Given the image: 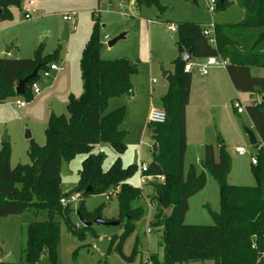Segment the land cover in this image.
Listing matches in <instances>:
<instances>
[{"label":"trees","instance_id":"trees-1","mask_svg":"<svg viewBox=\"0 0 264 264\" xmlns=\"http://www.w3.org/2000/svg\"><path fill=\"white\" fill-rule=\"evenodd\" d=\"M20 3L21 0H0V19H12L11 8ZM133 3L137 8L155 6L161 11L165 9L160 0H133ZM235 3L245 9V17L236 24L215 23L216 46L204 36L203 25L189 21L178 23L176 43L182 56L184 50L191 49L192 57L220 56L226 59V70L234 87L261 97L246 106L262 146L255 156L257 164H253L257 185L229 183L231 161L223 142H220L219 151L213 144L205 145L201 171L194 164L185 171L186 113L193 73L185 70L186 62L180 56L174 62V74L167 75L168 90L161 98L167 120L163 124L148 123L152 131V161L143 175L157 178V181L149 182L157 202L151 227L160 233L159 248L162 250V257L153 254L148 264L205 260H215V264H264V75L251 73L253 67L264 69V0H217V10H224ZM98 34L96 26L83 50V94L79 98L70 95L68 117L51 113L46 128L47 144L43 147L33 144L29 149L32 163L12 167L11 148L7 142L0 150V218L23 214L33 208L36 213L40 210L49 213V219L25 226L21 260H1L0 264H36L43 255L57 262L61 227L55 216H62L73 233L92 227L83 225L81 229L75 228L71 222L75 209L71 205L62 206V197L74 192L82 193L77 209L86 220L94 221L97 217L104 218L103 206L91 213L85 207V198L92 193H103L110 187L112 191L117 190L119 203L118 217L111 220L119 221L123 231L111 238L108 253L116 251L124 260L121 264H136L138 240L130 254L125 253L124 247L137 221L145 214L144 207L137 204L144 195L142 189L129 185L128 173L121 165L116 162L105 171L102 156L91 155L84 161L81 182L73 191L64 193L59 180L63 160L69 159L80 148L76 145L85 148L108 143L118 151L124 149L126 131L121 126L126 108L121 106L112 111L108 108L113 97L134 91L133 76L137 74L138 67L127 58L102 59V43ZM40 49L36 58L0 57V101L7 94H16L19 80L31 74L37 66L36 79L43 68L48 69L54 63L52 61L59 59L55 53L39 62L42 56ZM34 81L26 87L28 101L34 96L31 89ZM208 171L219 187L220 209L211 211L213 224H186L189 199L204 189ZM88 185H94L95 189L85 191Z\"/></svg>","mask_w":264,"mask_h":264},{"label":"rangeland","instance_id":"rangeland-1","mask_svg":"<svg viewBox=\"0 0 264 264\" xmlns=\"http://www.w3.org/2000/svg\"><path fill=\"white\" fill-rule=\"evenodd\" d=\"M30 1H34L32 7ZM208 2L209 0H198L196 5L188 0H160L165 7L164 11H161L155 6L137 8L133 0H21L19 6L11 8L12 19H0L2 56L13 59L36 58L41 48L42 56L39 62L58 53L59 59L52 62L64 67L60 72H53L51 77L43 75V68L39 78H35L34 81L41 87L42 92L34 95L31 101H28V94L17 93L7 94L4 100L0 101V150L4 145L2 139L7 136L9 138L7 144L11 148L12 167L32 163L29 149L33 144L41 147L47 144L46 128L51 113L68 117L70 95L79 98L83 94L81 59L86 43L96 26L102 43L100 52L102 59L127 58L137 65L138 72L133 76L134 91L113 97L108 108V111L121 106L126 108V117L121 126L126 131L123 151L116 150L108 143H98L85 148L76 145L80 148L69 159L63 160L59 176L62 191L70 193L81 182L84 161L91 155L102 156V168L105 171L116 162L121 165L128 173L129 185L142 189L144 195L137 204L144 207L145 214L137 221L136 228L127 238L124 247L125 253L130 254L138 240L139 253L136 264H148L153 254L162 257V250L159 248L160 233L151 227L157 202L155 191L149 182L157 181V178L146 176L144 180L141 166L152 161V131L148 128L150 109L162 108L161 98L169 86V78L164 76V73L174 74V62L182 56L176 43L178 33L172 30V26L187 21L201 25L236 24L245 17V9L239 3L224 10L216 9L215 12H211ZM28 6L34 10L31 18L25 15ZM71 12L77 13L75 28L63 18L65 14ZM39 25L46 26L52 33L46 36L39 29ZM66 29L69 31V38L64 41L62 38ZM121 34H125L124 38L113 46L108 44ZM207 59L192 57L190 61L205 63ZM218 59L221 60L219 56ZM225 69L214 67L206 77L198 73L196 66L192 71L193 85L188 106L187 137V146L191 151L185 155V171H188L191 163L198 164L195 145L200 143L201 139L204 138L206 143L216 146L218 151L220 142H223L231 161L229 183L255 186L257 178L252 160L262 146L260 142L256 145L251 144L246 129L253 132L255 129L246 106L260 100L261 97L238 91L230 84L221 94L206 95L203 80L214 76H226ZM263 71L264 69L253 67L251 73L254 76H261ZM19 100L28 102L24 107H19L17 105ZM235 101L244 107L243 113L237 111ZM199 118L204 126V132L201 122L197 123ZM27 132L32 134L30 138H26ZM238 146L245 149V155L237 153ZM197 167L198 171H201V165ZM91 187L93 191L94 185ZM80 194L82 197V193ZM79 203L80 200L71 205L75 209L71 214V222L77 229L83 226L76 212ZM189 204L186 224L214 223L211 211H219L220 195L218 184L211 172H207L204 189L191 197ZM102 206V215L107 217L104 219L109 221L113 217H118L119 203L117 195L111 192V187L106 188L103 193H92L85 198V207L91 213ZM47 219H49L47 210L36 213L35 208L23 214L1 217L0 261H20L25 226ZM55 219L60 222L61 227L57 262L54 263L49 256L43 255L36 264H98L104 261L110 264L124 263L116 251L108 253L111 238L123 231L120 224L105 225L93 222L90 229L73 233L62 216L56 215ZM149 225L150 233L147 230ZM182 264H215V260L189 261Z\"/></svg>","mask_w":264,"mask_h":264},{"label":"built area","instance_id":"built-area-1","mask_svg":"<svg viewBox=\"0 0 264 264\" xmlns=\"http://www.w3.org/2000/svg\"><path fill=\"white\" fill-rule=\"evenodd\" d=\"M30 6L32 7L34 5V1H30ZM31 7H27L25 10V15L27 18H31L33 15V9ZM208 8L211 12H215L217 9V0H209L208 2ZM77 16L76 12H71V13H67L63 16V18L70 22L73 27L75 28V17ZM172 30L174 32L177 31V26L173 25L172 26ZM203 34L204 36H206L210 42V44H212L213 46L217 45V34H216V24L212 23V24H208V25H203L202 28ZM220 57V56H219ZM221 60L218 59L217 56H213V57H209L207 59V61L205 63H192L191 61L187 62L185 65V70L186 71H193L194 67H197V70L199 72V74L201 75H207L209 74L210 70L214 67H225L227 66V60L220 57ZM64 68L63 66H60L56 63H53L49 66L48 69L44 70L43 75L45 77H51L53 72H60L62 71ZM31 89L33 91L34 95H39L42 92L41 87L35 82L32 84ZM28 101H17V105L19 107H24L27 104ZM234 106L237 109V111L239 113H243L244 112V107L238 102L235 101L234 102ZM167 120V114L166 112L161 108V109H157L155 107H152L150 109L149 112V116H148V123L149 124H163L165 123ZM236 151L239 155H245L246 151L242 146H238L236 148ZM253 164H257V158L254 156L253 160H252ZM148 169V164H142L141 166V171L144 173L145 171H147ZM144 176V175H143ZM146 176L143 177V179L145 180ZM114 192V194L117 195V190L112 191ZM81 194L79 192H74L72 194H68V195H64L61 199V204L62 206L66 207L72 204H76L78 203V201L80 200V196ZM149 206H152L151 203H148ZM148 233L151 232V228L150 225L147 228ZM264 255V252H263Z\"/></svg>","mask_w":264,"mask_h":264},{"label":"water","instance_id":"water-1","mask_svg":"<svg viewBox=\"0 0 264 264\" xmlns=\"http://www.w3.org/2000/svg\"><path fill=\"white\" fill-rule=\"evenodd\" d=\"M190 1L191 3L193 4H198V0H188ZM2 12V10H0V13ZM39 29L43 32V34H45L46 36H49L52 32L44 25H39ZM125 34H121L119 36H117L116 38L112 39L111 41L108 42V44L110 46H113L117 41H119L120 39L124 38ZM69 38V31L66 29L63 33V40L64 41H67ZM47 41V38L45 39V42ZM182 59L184 62H189L191 59H192V50L191 49H188V50H184V53H183V56H182ZM38 68L39 66H37L33 72L31 74H29L28 76H26L25 78L19 80L16 88H15V91L17 94H25L26 93V87L28 86V84L34 80L37 75H38ZM164 76H167V72L164 73ZM247 132H248V135H249V138H250V141H251V144H256L258 142V139H257V135L255 132L251 131V130H248L246 129ZM32 136V134L30 132H27L26 134V138H30ZM3 142H8L9 141V138L7 136H5L3 139H2ZM86 191H92V187L89 186L87 188ZM77 214L79 215L80 217V220L82 221L83 225L84 226H91L93 224V222H96V223H100V224H105V225H119L120 222L117 221V220H106L104 218H101V217H97L95 218L94 221H88L86 220L84 217L81 216L79 210L77 209L76 210ZM255 239V237L253 238Z\"/></svg>","mask_w":264,"mask_h":264},{"label":"crops","instance_id":"crops-1","mask_svg":"<svg viewBox=\"0 0 264 264\" xmlns=\"http://www.w3.org/2000/svg\"><path fill=\"white\" fill-rule=\"evenodd\" d=\"M227 24H231V23H227ZM202 25H204V24H202ZM9 50H10V47L7 48V51H9ZM0 57L3 58L4 56H2L0 54ZM225 71H226L225 72L226 76L225 75H223L221 77L220 76H214L213 78H206V79L203 80V90H204L206 95H208L209 93L221 94V93H223V90L226 89V86H228L229 84L233 85V83L231 81V78H230V76H229V74H228L226 69H225ZM209 74H207L205 76H202V77L209 76ZM167 75H168V72H167ZM261 75H264V71H263V74H261ZM192 85H193V78H192ZM191 95H192V86H191V93H190V101H191ZM189 104H190V102H189ZM186 116H187V137H188L189 136V113H188V107H187ZM200 122H201L202 132H204V130H203L204 126L202 125V121L199 118L197 123H200ZM206 144H209V143H206L205 139L203 138V139H201L200 143H196V145H195V147L197 148V153H198V157H197L198 159L197 160H199V161H197L198 162L197 165H201V160L204 157V151H205V145ZM190 151L191 150L189 149V146H187L186 154L189 153ZM201 151H202V154H201ZM191 164H194V163H191ZM194 165L197 167L196 164H194ZM197 169H198V167H197ZM190 199H189V201H190ZM189 210H190V204H189ZM104 218L107 219V217H104Z\"/></svg>","mask_w":264,"mask_h":264}]
</instances>
